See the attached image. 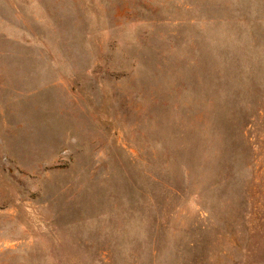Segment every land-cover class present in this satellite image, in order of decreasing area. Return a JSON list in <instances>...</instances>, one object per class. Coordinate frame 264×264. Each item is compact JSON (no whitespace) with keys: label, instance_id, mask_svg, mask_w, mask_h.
Here are the masks:
<instances>
[{"label":"rangeland","instance_id":"1","mask_svg":"<svg viewBox=\"0 0 264 264\" xmlns=\"http://www.w3.org/2000/svg\"><path fill=\"white\" fill-rule=\"evenodd\" d=\"M0 264H264V0H0Z\"/></svg>","mask_w":264,"mask_h":264}]
</instances>
